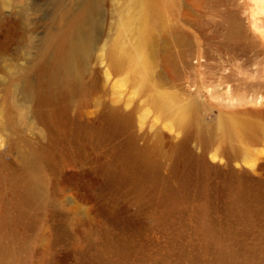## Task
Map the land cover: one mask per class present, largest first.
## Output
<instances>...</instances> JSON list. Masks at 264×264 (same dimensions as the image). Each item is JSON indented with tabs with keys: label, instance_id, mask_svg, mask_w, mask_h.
I'll list each match as a JSON object with an SVG mask.
<instances>
[{
	"label": "rangeland",
	"instance_id": "rangeland-1",
	"mask_svg": "<svg viewBox=\"0 0 264 264\" xmlns=\"http://www.w3.org/2000/svg\"><path fill=\"white\" fill-rule=\"evenodd\" d=\"M253 2L0 0V264H264V3L253 13ZM80 21L66 77L82 87L39 106L51 130L26 89ZM133 155L144 173L125 169ZM183 178L188 197L172 204Z\"/></svg>",
	"mask_w": 264,
	"mask_h": 264
},
{
	"label": "bare ground",
	"instance_id": "bare-ground-1",
	"mask_svg": "<svg viewBox=\"0 0 264 264\" xmlns=\"http://www.w3.org/2000/svg\"><path fill=\"white\" fill-rule=\"evenodd\" d=\"M252 1H254L251 9L253 13L255 12V10H263L262 4L264 3V0ZM135 5L139 9H142L143 7L149 8L150 6L161 5V0H136ZM253 13L252 16H254ZM80 23L81 21L75 24L72 23L68 28L59 31V37L50 60L46 64L41 65L36 71V75L40 79V83L37 86H30V88L26 89L27 96L30 97L31 101L34 103L33 118L40 123L43 122L51 130L57 127V123L52 117H48L42 114L39 106L50 105L57 101L65 100L82 87L81 81L80 79H78V77L73 81H68V78L66 77L69 63L72 62L78 52L77 44L74 41V35L75 32L82 33ZM253 23L254 26H257L255 22ZM230 24V34H237V32L239 31L238 26L236 27V24L233 20L230 22ZM144 31L145 25L143 21L140 20L139 23H136L131 30L132 37L135 43H139L140 39L143 37ZM170 44H172L171 40L165 45L167 51L165 58L169 63L177 65L178 57L173 56L168 50ZM138 59L140 62H142L144 59V56L140 52L138 55ZM126 114H121L118 109H114L110 113L109 117L120 128H122L129 122V114ZM235 126L236 128L246 130L247 132H250L252 130L251 126H247L245 124L235 125V122L226 124L227 129H234ZM145 166V155L130 156L125 162V169L129 171L144 173ZM209 167H214V164L209 165ZM188 182L189 181L184 178L181 179L179 187L167 195L168 201H170L172 204H176L178 199L187 198L188 188L190 185ZM198 196L203 199L200 204V208H203L206 205L205 198L207 197V195L200 188L198 191ZM106 264H118V262L109 261ZM136 264H143V262L140 260Z\"/></svg>",
	"mask_w": 264,
	"mask_h": 264
},
{
	"label": "water",
	"instance_id": "water-1",
	"mask_svg": "<svg viewBox=\"0 0 264 264\" xmlns=\"http://www.w3.org/2000/svg\"><path fill=\"white\" fill-rule=\"evenodd\" d=\"M252 170H253L252 168H249V169L244 170V171H245V172H246V171H248V172H252Z\"/></svg>",
	"mask_w": 264,
	"mask_h": 264
}]
</instances>
